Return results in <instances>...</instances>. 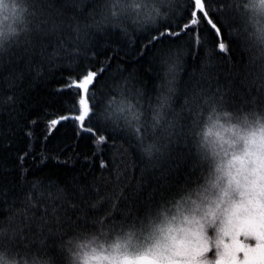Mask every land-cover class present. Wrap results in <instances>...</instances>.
<instances>
[{"label":"trees","instance_id":"obj_1","mask_svg":"<svg viewBox=\"0 0 264 264\" xmlns=\"http://www.w3.org/2000/svg\"><path fill=\"white\" fill-rule=\"evenodd\" d=\"M4 4L0 261L104 253L204 183L218 128L264 127L253 0Z\"/></svg>","mask_w":264,"mask_h":264},{"label":"rangeland","instance_id":"obj_2","mask_svg":"<svg viewBox=\"0 0 264 264\" xmlns=\"http://www.w3.org/2000/svg\"><path fill=\"white\" fill-rule=\"evenodd\" d=\"M4 1L0 33L9 18ZM253 4L264 21V0ZM223 128L224 141L215 145L220 156L200 187L104 253L85 254L81 264H264V127L251 141L233 142Z\"/></svg>","mask_w":264,"mask_h":264}]
</instances>
